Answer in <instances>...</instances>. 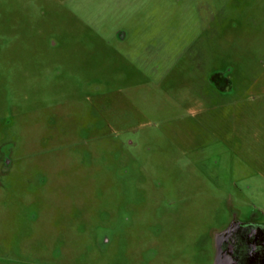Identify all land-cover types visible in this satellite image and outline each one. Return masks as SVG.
<instances>
[{
  "label": "rangeland",
  "instance_id": "1",
  "mask_svg": "<svg viewBox=\"0 0 264 264\" xmlns=\"http://www.w3.org/2000/svg\"><path fill=\"white\" fill-rule=\"evenodd\" d=\"M250 221L264 0H0V264H215Z\"/></svg>",
  "mask_w": 264,
  "mask_h": 264
},
{
  "label": "flooded vegetation",
  "instance_id": "2",
  "mask_svg": "<svg viewBox=\"0 0 264 264\" xmlns=\"http://www.w3.org/2000/svg\"><path fill=\"white\" fill-rule=\"evenodd\" d=\"M125 145V148H128L127 151H131L135 148V146H130L129 144H126L125 141L123 142V146ZM134 156V153L132 154L131 158ZM3 158V157H2ZM7 159V158H6ZM5 158H3V162L6 161ZM2 162V163H3ZM8 165V163H7ZM7 165L2 166L3 169L7 168ZM9 166V165H8ZM123 172V171H122ZM242 226V225H240ZM240 226H236L234 229H232V233L228 232L225 235H222L221 237L224 238V240L219 239L218 240V246H219V257L215 260V264H264V237L262 243L258 245V257L254 259L252 262L249 263V260L245 259L247 256V250L244 249L245 247L242 246V243H238L237 241H233L230 239L233 234H235L239 229ZM109 230L108 229H102L100 232L99 240L97 241V244L99 248H103L106 246L109 242ZM264 236V232H263ZM220 237V236H218Z\"/></svg>",
  "mask_w": 264,
  "mask_h": 264
},
{
  "label": "crops",
  "instance_id": "3",
  "mask_svg": "<svg viewBox=\"0 0 264 264\" xmlns=\"http://www.w3.org/2000/svg\"><path fill=\"white\" fill-rule=\"evenodd\" d=\"M231 231L230 233H232ZM264 226L256 221H250L240 226V229L232 235L230 239L242 243L247 250V256L245 259L249 260V263L258 257V245L263 241ZM224 237V236H223ZM221 237L222 240L224 238ZM220 239V240H221ZM226 239V238H225Z\"/></svg>",
  "mask_w": 264,
  "mask_h": 264
}]
</instances>
